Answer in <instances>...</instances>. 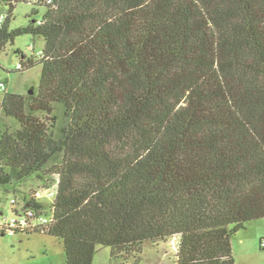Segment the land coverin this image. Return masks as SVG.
Instances as JSON below:
<instances>
[{"label": "trees", "instance_id": "1", "mask_svg": "<svg viewBox=\"0 0 264 264\" xmlns=\"http://www.w3.org/2000/svg\"><path fill=\"white\" fill-rule=\"evenodd\" d=\"M19 3L0 0V50L30 35L45 55L16 69L40 65L38 90L2 100L0 189L58 183L34 233L67 264L173 239L175 264H236L233 235L264 219V0H52L11 29Z\"/></svg>", "mask_w": 264, "mask_h": 264}, {"label": "rangeland", "instance_id": "2", "mask_svg": "<svg viewBox=\"0 0 264 264\" xmlns=\"http://www.w3.org/2000/svg\"><path fill=\"white\" fill-rule=\"evenodd\" d=\"M34 6L19 3L16 5L11 19L10 28L16 29L26 26L32 20H40L46 9L39 8V14L32 16ZM34 44L36 51L42 50L45 45L43 38H33L23 35L15 39L14 44H7L0 61V83L7 85L8 93L26 95L31 90H38L41 80L42 67L36 65L27 71H17L21 55L29 57L31 52L28 47ZM19 51V53H18ZM4 94L0 89V119L2 116V100ZM58 125L63 122V107L55 108ZM10 122L9 120H7ZM37 177L24 182L19 191L23 193L36 190L44 186ZM14 189H0V212L9 214L11 211L10 200L22 198L14 196ZM22 193V194H23ZM44 202H49L43 199ZM264 219L252 221L245 225V229L232 237L233 256L236 264H264ZM178 244L175 239L161 242L159 245L151 243L143 246L142 264H175L176 249ZM0 264H67L63 243L50 235L41 233H18L16 235H0ZM93 264H120L111 257V249L99 246L96 250Z\"/></svg>", "mask_w": 264, "mask_h": 264}, {"label": "built area", "instance_id": "3", "mask_svg": "<svg viewBox=\"0 0 264 264\" xmlns=\"http://www.w3.org/2000/svg\"><path fill=\"white\" fill-rule=\"evenodd\" d=\"M20 3L28 5H51L52 0H18ZM7 15L5 12L0 13V25L4 23ZM31 55L26 57L21 55L20 61L16 66L17 70H24L28 63V58H33L34 60H41L44 58V51H36L34 44L28 47ZM3 51L0 50V61L2 58ZM0 89L2 93L5 94L8 91L6 83H0ZM3 96V98H4ZM58 193V183L53 184L45 183L44 186L40 188L24 192L26 198L22 193H17L14 196H23L22 198L13 197L10 200L11 211L9 214L0 212V235H16L18 233H34L41 231L47 228L49 225L55 222V214L53 204L55 202L56 196ZM32 199L39 202L44 208L37 210L30 206H27V203ZM43 199H47L49 202H44ZM261 246L264 248V241L261 243ZM178 248L176 249V252Z\"/></svg>", "mask_w": 264, "mask_h": 264}, {"label": "crops", "instance_id": "4", "mask_svg": "<svg viewBox=\"0 0 264 264\" xmlns=\"http://www.w3.org/2000/svg\"><path fill=\"white\" fill-rule=\"evenodd\" d=\"M175 241L177 242V244L179 243V240L178 239H175ZM159 244H157V246H158Z\"/></svg>", "mask_w": 264, "mask_h": 264}]
</instances>
